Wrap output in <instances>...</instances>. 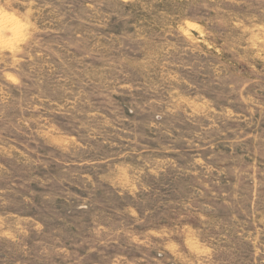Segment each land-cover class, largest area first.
Masks as SVG:
<instances>
[{"label": "rangeland", "instance_id": "374dc122", "mask_svg": "<svg viewBox=\"0 0 264 264\" xmlns=\"http://www.w3.org/2000/svg\"><path fill=\"white\" fill-rule=\"evenodd\" d=\"M0 264H264V0H0Z\"/></svg>", "mask_w": 264, "mask_h": 264}, {"label": "trees", "instance_id": "16d2710c", "mask_svg": "<svg viewBox=\"0 0 264 264\" xmlns=\"http://www.w3.org/2000/svg\"><path fill=\"white\" fill-rule=\"evenodd\" d=\"M130 5H135V4H134V3H132V2H129L128 6H130ZM44 232H46V231H44Z\"/></svg>", "mask_w": 264, "mask_h": 264}, {"label": "bare ground", "instance_id": "6f19581e", "mask_svg": "<svg viewBox=\"0 0 264 264\" xmlns=\"http://www.w3.org/2000/svg\"><path fill=\"white\" fill-rule=\"evenodd\" d=\"M191 25H193V24H191ZM194 26V25H193Z\"/></svg>", "mask_w": 264, "mask_h": 264}]
</instances>
